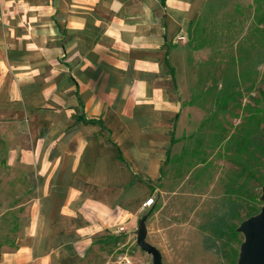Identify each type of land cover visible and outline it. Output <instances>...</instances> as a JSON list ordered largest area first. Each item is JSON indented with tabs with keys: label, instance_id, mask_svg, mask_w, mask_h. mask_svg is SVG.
Masks as SVG:
<instances>
[{
	"label": "crops",
	"instance_id": "0c3cea01",
	"mask_svg": "<svg viewBox=\"0 0 264 264\" xmlns=\"http://www.w3.org/2000/svg\"><path fill=\"white\" fill-rule=\"evenodd\" d=\"M207 2L0 0V140L33 191L24 242L0 264H87L101 239L135 229L150 198L138 203L136 175L155 181L175 144L171 132L164 152L142 147L161 124L147 111L167 48Z\"/></svg>",
	"mask_w": 264,
	"mask_h": 264
},
{
	"label": "rangeland",
	"instance_id": "374dc122",
	"mask_svg": "<svg viewBox=\"0 0 264 264\" xmlns=\"http://www.w3.org/2000/svg\"><path fill=\"white\" fill-rule=\"evenodd\" d=\"M172 50L158 113L147 111L161 124L146 129L154 142L142 137L141 145L164 152L171 132L175 144L155 181L136 175L138 203L150 197L154 205L136 213L135 229L101 239L87 264H152L138 245L142 219L144 242L162 264H238L240 227L263 207L264 0H208ZM25 178L10 174L0 140V261L24 242L33 196ZM231 205L216 249L205 250L209 224Z\"/></svg>",
	"mask_w": 264,
	"mask_h": 264
},
{
	"label": "water",
	"instance_id": "95a60500",
	"mask_svg": "<svg viewBox=\"0 0 264 264\" xmlns=\"http://www.w3.org/2000/svg\"><path fill=\"white\" fill-rule=\"evenodd\" d=\"M261 199L263 207L260 214L248 219L240 227L245 235V240L241 247L238 264H264V188ZM143 222L144 219L140 221L138 226V245L143 251L151 255L152 264H162L159 253L144 242Z\"/></svg>",
	"mask_w": 264,
	"mask_h": 264
},
{
	"label": "trees",
	"instance_id": "16d2710c",
	"mask_svg": "<svg viewBox=\"0 0 264 264\" xmlns=\"http://www.w3.org/2000/svg\"><path fill=\"white\" fill-rule=\"evenodd\" d=\"M235 211L236 209L231 205L224 213L219 214L220 210L216 213L214 222L209 224L208 227L210 236H204L202 239V246L205 250L212 251L216 249L215 238L219 237L222 230L227 227L228 221L233 217Z\"/></svg>",
	"mask_w": 264,
	"mask_h": 264
},
{
	"label": "built area",
	"instance_id": "2783aa9c",
	"mask_svg": "<svg viewBox=\"0 0 264 264\" xmlns=\"http://www.w3.org/2000/svg\"><path fill=\"white\" fill-rule=\"evenodd\" d=\"M153 205H154V199L153 198H149L143 203L142 207L143 208H150ZM119 231H123V228H120Z\"/></svg>",
	"mask_w": 264,
	"mask_h": 264
}]
</instances>
